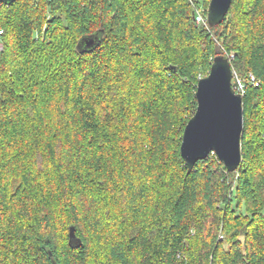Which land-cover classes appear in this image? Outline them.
Masks as SVG:
<instances>
[{"label":"trees","instance_id":"1","mask_svg":"<svg viewBox=\"0 0 264 264\" xmlns=\"http://www.w3.org/2000/svg\"><path fill=\"white\" fill-rule=\"evenodd\" d=\"M209 4L0 5V264H264V0H233L212 33ZM219 55L245 84L242 161L189 172Z\"/></svg>","mask_w":264,"mask_h":264},{"label":"water","instance_id":"2","mask_svg":"<svg viewBox=\"0 0 264 264\" xmlns=\"http://www.w3.org/2000/svg\"><path fill=\"white\" fill-rule=\"evenodd\" d=\"M18 0H0V5ZM233 0H210L207 21L210 26L222 24ZM92 43L89 42L88 46ZM231 61L217 56L210 73L199 80L196 91L197 110L187 123L181 156L189 172L199 161L215 154L228 172L238 170L241 161V140L244 129L243 96L232 86ZM75 237L70 229V239Z\"/></svg>","mask_w":264,"mask_h":264},{"label":"built area","instance_id":"3","mask_svg":"<svg viewBox=\"0 0 264 264\" xmlns=\"http://www.w3.org/2000/svg\"><path fill=\"white\" fill-rule=\"evenodd\" d=\"M195 20L197 24L204 25L205 27L208 26V21L203 15L202 7H199L196 9ZM251 81L255 83L256 85H258L253 76H251ZM232 86L236 93L242 96L245 94V84L234 73H233V79H232Z\"/></svg>","mask_w":264,"mask_h":264},{"label":"rangeland","instance_id":"4","mask_svg":"<svg viewBox=\"0 0 264 264\" xmlns=\"http://www.w3.org/2000/svg\"><path fill=\"white\" fill-rule=\"evenodd\" d=\"M207 19V18H206ZM209 32H211V30H210V28L208 27V26H206L205 27ZM212 33V32H211ZM2 48V45H0V49ZM233 57H234V54H231L230 55V58H232L233 59Z\"/></svg>","mask_w":264,"mask_h":264}]
</instances>
